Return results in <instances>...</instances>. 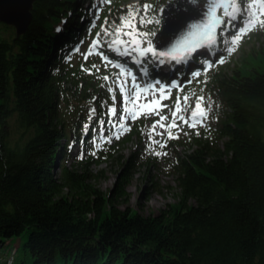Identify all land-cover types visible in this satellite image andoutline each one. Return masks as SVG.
<instances>
[{"label":"trees","instance_id":"obj_1","mask_svg":"<svg viewBox=\"0 0 264 264\" xmlns=\"http://www.w3.org/2000/svg\"><path fill=\"white\" fill-rule=\"evenodd\" d=\"M95 3L35 0L27 30L18 37L0 23V264H264V49H251L231 74L223 72L243 43L229 54L230 30L218 34L208 50L209 60L223 57V63L205 73L198 69L204 58L197 52L191 61L184 58L185 70L192 67L201 75L177 93L194 100L202 96L213 111L191 134L188 146L194 148L169 161L178 201L144 215L118 204L127 200L138 161L127 160L109 192L90 183L86 173L67 168L69 159L104 163L117 150L111 131L104 133V147L90 146L100 134L98 113L112 98L100 92L93 100L67 64L92 35L107 58L142 67L145 78L167 79L178 65L164 58L172 68L165 74L152 59L133 55L135 66L122 46L114 45L120 38L115 29H129L110 6L94 22L87 9ZM164 4L161 0L159 7ZM159 29L147 32V40ZM261 33L264 27L245 41ZM145 125L135 122L123 140L141 134ZM75 142L87 151L71 156ZM22 236V242H8Z\"/></svg>","mask_w":264,"mask_h":264},{"label":"rangeland","instance_id":"obj_2","mask_svg":"<svg viewBox=\"0 0 264 264\" xmlns=\"http://www.w3.org/2000/svg\"><path fill=\"white\" fill-rule=\"evenodd\" d=\"M169 1L170 0H165V4ZM98 2L99 3L93 5L88 4L87 10L94 22L101 9L105 6L112 7L116 10V16L119 22H122L121 24L124 28H128V24L137 25L138 30H135V32L138 31L141 35L139 37L132 35L131 38L138 47L143 48L148 46L150 41L146 38L147 32L153 30L158 25H160L161 28L162 17L159 18L162 9L159 7L161 0H98ZM254 2L257 7H259L260 0H254ZM145 5L148 6L147 11H144ZM90 6H92V10H90ZM228 11L231 12L232 9L230 8ZM222 13L223 12L220 11L219 14L221 15ZM158 19L161 20L160 24L157 22ZM260 27L261 26L253 28L235 45L236 47L239 43L243 42L240 48L234 50L229 65L223 66V72L231 74L233 67L239 65L242 59L250 53L251 49H264V33H261L258 37H254L251 40L245 41L252 32ZM231 34L232 31L229 33V36ZM124 39H127V37L117 38L114 42L115 46H122L123 51H125L123 44ZM100 44L98 38L90 35L85 44L83 43L76 47L67 65L72 69L75 77L78 78L79 85L83 87L86 93L92 96L91 98H93V100H98L100 98V92L103 95L108 94L110 98H112V103L109 105L107 104L102 113H98L99 117L102 119L99 128L100 134L95 141L90 143V146L97 150L104 147L108 143V134L104 133L111 131L112 140L117 143V150L114 158L104 163L83 162L82 164H78L69 159L66 165L68 169L78 174L86 173L89 175V178L91 177L90 183H93L95 187L103 192H109L117 182V178L122 172L127 160L132 159V161H138L136 169H134L127 184V200L120 201L118 204L121 208L128 206L138 210L144 215L156 214L160 209L178 201V197L176 196L178 193L177 182L175 180L176 175L168 169L169 161L173 155H181L184 154V151L194 148V146L189 148V138L194 131H198L204 126L205 121L202 124L197 123L195 127H189L187 124L177 119L176 123L179 127L171 129L173 138H168L167 131L161 128L159 124H157L153 133L152 125L154 122H160L166 125L173 122L172 112L175 111L176 98L178 96L181 98L180 103L183 107L182 95L177 92L180 90L185 91L186 84L195 82L196 78L199 77H193L191 73L196 70L192 67H188L185 70L184 64L182 63L177 64L178 67L175 75H170L164 80L155 79L152 82H148V79L144 76L142 67H136L135 69L127 63H122L121 61L116 62L107 58V53L103 52L100 48ZM208 50L209 48H201L196 56L204 58V62L211 61L215 64L216 62L214 60L208 59V54L210 53H208ZM131 57L129 58L132 59ZM137 58L139 57L137 56ZM192 58L187 61H191ZM254 61V59L251 60L252 66L257 68L258 65ZM153 63L156 66H160L163 73L171 74L172 68L167 64L164 63L161 65L154 60ZM203 65L198 69L201 68L203 70ZM107 70L113 71L114 74L110 75L106 72ZM105 77H107V79H105ZM157 81H159L160 84H157ZM170 81L173 84L182 83L179 88H174L169 85L164 91H161V85H168ZM94 83L98 86L95 87L93 85ZM133 83L137 85L135 90L132 88ZM70 85V82H64V86L69 87ZM120 85H126L123 93L120 90ZM145 88H148V90L144 91ZM133 91L140 95L139 106L125 103V98L129 97ZM146 101L149 104L155 101L157 110L149 112L147 108L143 106ZM113 107H115V113L112 111ZM193 107H195V100L190 98L188 111L182 110L178 112V116L182 115L187 118ZM202 107L203 110L207 112V116L213 111V106H208L205 101ZM125 108L128 109L127 119L121 121L120 117L125 114ZM133 113H138V117L135 120L131 119V114ZM160 117H165L166 119L160 121ZM139 120L146 122L145 129L141 134L131 135L127 140H123L129 135L132 125ZM113 123L117 125L123 123L124 127L123 129L119 127L113 128ZM117 135H119L118 139L116 138ZM150 136L156 143L149 144ZM217 142L220 143V140L217 139ZM160 144H164L165 147L161 148L159 146ZM85 151H87V147H85ZM85 151L83 147L82 149L79 147L78 142H75L71 146L70 154L74 156L75 154H82ZM156 153L160 154L157 155ZM65 192H67V190H65ZM24 239V236L15 237L8 242L15 244L22 242ZM19 253H17V255Z\"/></svg>","mask_w":264,"mask_h":264},{"label":"snow or ice","instance_id":"obj_3","mask_svg":"<svg viewBox=\"0 0 264 264\" xmlns=\"http://www.w3.org/2000/svg\"><path fill=\"white\" fill-rule=\"evenodd\" d=\"M147 5H145L144 11H147ZM232 9L231 12L228 11V8L224 9V12L221 14L222 17H226L225 19H221L218 24H216V29H218V34L220 37H222L225 32L232 31V34L230 35L229 41H225V43H229L230 46L227 47L225 50L231 54V52L234 50L235 45L253 28L257 26L264 27V0H260V5L257 7L254 0H240V4L238 5L236 2L230 3L228 6ZM136 18V17H134ZM129 32H123L122 28L117 27L115 29L114 35L116 37H127V39L123 40V44L125 47V55H128L129 57L136 55L140 58V60L147 61L148 59H152L155 62L163 65L166 61L164 58L170 57L171 61L175 62L176 64H182L184 62V57H177L176 55H173L172 52L164 51V50H158L157 48L153 47L154 42H149L147 47H138L137 44H135L132 41V35H135L136 37H139L141 35L140 32H132L133 25L128 24L127 25ZM105 35H113L112 33H109L107 30L104 32ZM99 36L100 33H97ZM217 40V34L213 33L212 35L208 36L205 43L197 45L196 48L192 49L190 52H186L185 56L191 59L196 52H198L201 48H213ZM150 54V56H149ZM139 61H133V63H137ZM216 63H223V57H221ZM214 64L211 61H205L203 65V71L206 73L208 69L213 67ZM193 77H199L201 75V71H195L191 73ZM107 79V77H105ZM191 82V81H189ZM181 83H175L173 84L171 81L168 85H161V91H164L166 87L169 85L174 88H179L181 86ZM157 84H160L159 81H157ZM126 85H120V90L123 93L124 87ZM137 85L133 83L132 88L135 90ZM152 87V86H149ZM148 88H145L144 91H147ZM204 97L199 96L195 97V107L191 109L190 114L187 118L184 116H178V112L180 111H188L189 109V100L190 97L185 95L183 97V107L181 106V98L178 96L176 98V105H175V111L172 112L173 122L171 124H164L160 122H154L152 125L153 133L155 128L157 127V124L168 133V138L172 137L171 129L179 127V125L176 123L177 119L182 121L184 124H187L189 127H195L197 123H203L207 118V112L203 110V104H204ZM125 103H131L134 105L139 106L140 104V95L136 94L135 91L129 95V97L125 98ZM149 112L156 111L155 101H153L151 104L145 102L143 105ZM113 113H115V107L112 109ZM128 109L125 108V114L121 115L120 119L121 121H124L127 119ZM138 117V113L131 114V119L135 120ZM165 117H160V121L165 120ZM119 127L123 129L124 124L120 123L117 125L116 123H113V128ZM116 138H119V135L116 136ZM156 143L155 140H153L150 136L149 138V144ZM161 148L165 147L164 144L159 145ZM159 155L160 153H156Z\"/></svg>","mask_w":264,"mask_h":264},{"label":"water","instance_id":"obj_4","mask_svg":"<svg viewBox=\"0 0 264 264\" xmlns=\"http://www.w3.org/2000/svg\"><path fill=\"white\" fill-rule=\"evenodd\" d=\"M35 0H0V23L11 26L16 37L22 35L31 20ZM232 0H171L161 9L162 25L151 40L158 50L184 57L197 45L216 33V24ZM196 54V53H195ZM170 59V57H166Z\"/></svg>","mask_w":264,"mask_h":264},{"label":"bare ground","instance_id":"obj_5","mask_svg":"<svg viewBox=\"0 0 264 264\" xmlns=\"http://www.w3.org/2000/svg\"><path fill=\"white\" fill-rule=\"evenodd\" d=\"M146 79H148V81H150L151 80V78H149V77H146ZM144 80V79H143Z\"/></svg>","mask_w":264,"mask_h":264}]
</instances>
